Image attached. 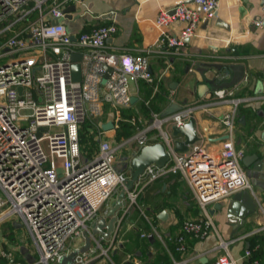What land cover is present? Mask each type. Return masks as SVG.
<instances>
[{"label": "built area", "instance_id": "built-area-1", "mask_svg": "<svg viewBox=\"0 0 264 264\" xmlns=\"http://www.w3.org/2000/svg\"><path fill=\"white\" fill-rule=\"evenodd\" d=\"M73 3L76 9L71 14L85 12L79 6L83 0H0V222L17 215L38 252L36 263L56 264L79 248L75 238L90 232L103 204L124 186L129 167H117L112 162L114 152L126 147L129 158L141 146L161 142L168 161L147 165L124 199L126 208L134 206L144 215L138 199L143 188L168 172H180L202 213L181 222L175 249L184 252L187 235L203 238L213 227L209 213L213 203L225 201L237 190L251 189L241 164L244 150L235 147L232 135L238 108L251 97L220 88L208 100L169 114L149 109L144 120L136 115L123 117L121 109L131 104L130 84L137 81L152 87L144 100L149 108L160 77L154 79L148 56L184 55L186 40L201 17L216 15L219 0H192L194 5L179 0L159 10L153 19L162 29L156 46L144 47L139 54L112 49L108 39L117 32L113 22L71 32L62 18L63 9ZM177 21L182 28L171 35L168 28ZM253 24L264 26V5ZM73 52L81 54L79 80L71 76ZM223 103L230 106L220 118L228 137L217 153L200 144L187 152L174 150L172 126L184 124L195 109ZM107 105L112 109L113 129L125 120L133 132L111 144L99 131L96 151L87 154L80 144L81 123L89 116H101ZM102 238L92 236L99 247ZM221 245L225 251L215 264H238L226 243ZM100 249L106 254V249ZM1 254L6 264H21L13 261L10 252ZM251 254V249L245 250L243 264H257ZM86 259L85 252H78L73 264H84Z\"/></svg>", "mask_w": 264, "mask_h": 264}, {"label": "crops", "instance_id": "crops-1", "mask_svg": "<svg viewBox=\"0 0 264 264\" xmlns=\"http://www.w3.org/2000/svg\"><path fill=\"white\" fill-rule=\"evenodd\" d=\"M176 1L179 0H83L81 7L85 12L76 13L77 17L80 16L79 20H75L77 17L72 14L73 17L68 19L75 21L67 27L74 33L113 22L117 32L108 39L112 49L117 53L139 54L144 47H155L162 32L153 23L156 13ZM184 1L194 5L192 0ZM262 5L264 0H219L216 15L201 17L193 35L186 40L182 48L184 55L169 56L168 59L154 53L148 56L154 79L160 77L151 106L146 107L144 100L150 96L152 87L144 81L132 82L130 93L136 96V100L123 108L126 115L122 112L123 117L136 115L144 120L149 118V109L163 113L171 104L184 106L208 100L214 91L208 81L217 83L230 80L234 72L226 73L206 64L218 63L223 68L230 63L239 64L243 68V76L235 85L227 88L233 90L236 96L251 99L239 106L245 113H239L238 109L232 135L236 148H242L244 155L257 154V159L262 163L260 171L253 170L249 174L248 170L254 162L248 166L241 162L257 209L242 222L236 212L241 203H237L235 212L229 209L232 194L219 202V208H215L216 203H213L209 207L213 222L209 233L203 238L187 235L186 250L177 251L175 238L180 232L181 222L199 217L202 213L180 172L171 171L147 184L140 192L138 199L144 215L134 206L126 208L124 199V204L116 211V221L109 237L96 234L103 236L99 244L106 249V254L92 240L85 251L87 259L84 264H173L174 261L181 264H215L225 251L222 242L226 243L229 253L238 259V264L245 261L242 255L246 249L252 250L250 258L256 259L257 264H264V26L253 24ZM182 25L181 22H174L168 32L177 35ZM229 107V104L223 103L195 109L196 138L187 143L185 135L179 132L174 134L171 128L169 132L174 147L176 142L186 143V149L179 152H187L193 145L200 144L217 153L228 137L220 118ZM111 116L112 111L97 127V132L102 131L104 138L108 131L115 134L118 128L107 131L101 128L102 123L112 119ZM127 172L129 174V168ZM118 191L106 201L109 207ZM107 209L103 213L99 211V217L104 216ZM212 209L213 213L210 212ZM161 212L164 214L159 217ZM21 226L26 228L22 222L14 221L7 230L0 229V264H6L1 254L5 250L13 254V261L21 264H35L38 260V255L33 254L27 244L17 237ZM150 234L152 238L148 237ZM142 238H147L149 243L142 245ZM74 243L81 247L84 244L83 235L77 237Z\"/></svg>", "mask_w": 264, "mask_h": 264}, {"label": "water", "instance_id": "water-1", "mask_svg": "<svg viewBox=\"0 0 264 264\" xmlns=\"http://www.w3.org/2000/svg\"><path fill=\"white\" fill-rule=\"evenodd\" d=\"M76 9V4H70L69 6L63 9L65 18H72L71 12ZM78 15L75 14L74 17ZM103 17H106L105 15ZM70 38L72 40L75 39V35L71 34ZM81 58V54L79 52H73L71 54L72 64H71V76L73 80L80 79V65L79 60ZM208 67L216 68L217 70L229 73L233 71L234 74L230 80L221 81V82H213L209 80L208 82L213 85L214 90L220 88H227L235 85L243 76V68L239 64L230 63L226 67L223 68L222 64L218 63H209L206 64ZM104 81V80H102ZM20 89V88H19ZM136 100V96L130 97V102H134ZM181 106L179 104H171L169 105L162 114H169L176 110H179ZM243 119V117L241 118ZM101 128L104 131L113 128L112 120H107L106 122L101 124ZM172 130L175 133H181L185 135L186 142H192L196 138L195 133V125H194V117L193 114L190 115L189 119L182 125L172 126ZM224 136V138H226ZM187 144H181L180 142H176V146L174 150H184L186 149ZM169 159V154L165 150L164 145L161 142H154L152 144H145L139 148V150L128 158L125 156V162L122 169H126L129 167V176L127 177L124 186L121 187L116 195L115 200L112 202V205L107 209L104 216H100L96 221L92 222L90 232L84 231V244L79 247L71 250L67 254L63 255L62 258L56 264H72L74 262L75 255L78 252H85L89 249L92 241V236L96 234H102L104 237H109L110 233L113 231L114 222L116 221V211L124 204L125 192L128 189H131L134 182L138 180L139 175L142 173L143 169L154 163L157 166L164 165ZM241 162L244 166H248L251 162H254V165L248 170V173L251 174L253 170L260 171L261 170V161L257 159V154H246L242 157ZM238 202L241 203V207L238 211H236L240 217V219H245L246 216L252 214L257 209V202L249 189H240L232 193L231 202L229 209L235 212V207L238 206ZM220 204L216 203L215 208H219ZM213 213V209L210 210ZM164 212L159 214V217H162ZM106 217H109L106 221ZM152 238L150 234L148 236Z\"/></svg>", "mask_w": 264, "mask_h": 264}, {"label": "rangeland", "instance_id": "rangeland-1", "mask_svg": "<svg viewBox=\"0 0 264 264\" xmlns=\"http://www.w3.org/2000/svg\"><path fill=\"white\" fill-rule=\"evenodd\" d=\"M79 6L81 7L82 5H79ZM79 19H80V16L77 17V19H75V20H79ZM62 20H64V22L66 23V26L70 22L75 21L74 19H68V18H64V19L62 18ZM111 111H112L111 107L107 105V106H105L103 108V112H102L101 116H97V117L89 116V117L85 118V120L81 123V127H80V134H81L80 144H81V149H82L83 152H85L87 154L94 152V149L96 148V145H97L99 137H100L99 133L97 132L98 131L97 127H99V122H101L102 119H104L105 116H107L108 113H110ZM125 115H126V112H125ZM101 137L104 138L102 135H101ZM105 139L109 140L111 142V144H115V143H117L119 141L117 139V137H116V133L113 134V132H111V131H108L105 134ZM43 146H44L45 152L48 153V149H47V146H46V141L43 142ZM127 151L128 150L126 149V147H122V148H119L117 151H115L114 154L112 155V162L117 167L120 166L121 169H122V165H121L120 161H122V157L125 156ZM109 205H110L109 202H106L105 204H103V206L100 209V213H103L109 207ZM14 221H16L18 223H21L20 219H19V217L17 215L9 216L4 221L0 222V229H4L5 228L7 230L8 226L12 225ZM19 229L20 230H19V233L17 234V237L19 239L23 240L27 244L29 250L33 254L38 255V252L36 250L34 242H33L32 238L30 237V235H28V232L26 231V228L21 226ZM75 240H77V237L75 238ZM100 248L101 247L98 246L99 250H100ZM6 251L9 252L8 250H5V252Z\"/></svg>", "mask_w": 264, "mask_h": 264}, {"label": "trees", "instance_id": "trees-1", "mask_svg": "<svg viewBox=\"0 0 264 264\" xmlns=\"http://www.w3.org/2000/svg\"><path fill=\"white\" fill-rule=\"evenodd\" d=\"M150 106H151V104H150ZM238 109H239V113H241V114L245 113L244 109H242V108H238ZM121 112H126V111H124V109H121ZM123 114H125V113H123ZM132 132H133L132 125L125 120H121L119 122V126H118L117 131H116V137L118 140H121L122 138L129 136ZM80 138H81V134H80ZM97 147H98V144L96 145V148L94 149V151H96ZM141 243H142V245H147L149 243V240L147 238H142ZM161 258H163V257H160V259ZM163 260H165V259H163Z\"/></svg>", "mask_w": 264, "mask_h": 264}]
</instances>
